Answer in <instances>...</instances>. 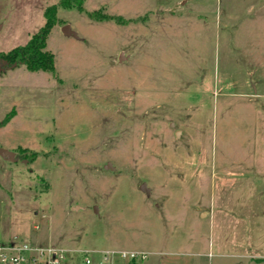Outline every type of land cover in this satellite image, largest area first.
<instances>
[{"label": "rangeland", "instance_id": "rangeland-1", "mask_svg": "<svg viewBox=\"0 0 264 264\" xmlns=\"http://www.w3.org/2000/svg\"><path fill=\"white\" fill-rule=\"evenodd\" d=\"M58 2L0 0V54ZM84 8L128 23L60 9L58 77L0 74V244L264 264V0Z\"/></svg>", "mask_w": 264, "mask_h": 264}, {"label": "trees", "instance_id": "trees-1", "mask_svg": "<svg viewBox=\"0 0 264 264\" xmlns=\"http://www.w3.org/2000/svg\"><path fill=\"white\" fill-rule=\"evenodd\" d=\"M84 2L85 0H59L56 5L48 7L45 11L44 25L31 36L24 46H19L8 53L0 54V60H3L10 67L24 66L29 72H45L57 78L55 57L51 51L47 50V39L53 28L62 23L58 16L60 9L75 10L78 13L85 14L93 21H114L118 24L128 23L120 16L102 14L98 11L88 12L84 8ZM11 117L12 114H9L3 120V125H6Z\"/></svg>", "mask_w": 264, "mask_h": 264}, {"label": "built area", "instance_id": "built-area-1", "mask_svg": "<svg viewBox=\"0 0 264 264\" xmlns=\"http://www.w3.org/2000/svg\"><path fill=\"white\" fill-rule=\"evenodd\" d=\"M67 251L60 248L32 246L24 241L0 244V264H64ZM82 264H94L92 255H99L100 264L132 263L146 258L145 252L123 250L83 251ZM125 263V264H126Z\"/></svg>", "mask_w": 264, "mask_h": 264}, {"label": "water", "instance_id": "water-1", "mask_svg": "<svg viewBox=\"0 0 264 264\" xmlns=\"http://www.w3.org/2000/svg\"><path fill=\"white\" fill-rule=\"evenodd\" d=\"M4 65H5V62L3 60H0V74L3 72V66ZM4 153H6V152L4 150L0 149V154H4Z\"/></svg>", "mask_w": 264, "mask_h": 264}]
</instances>
